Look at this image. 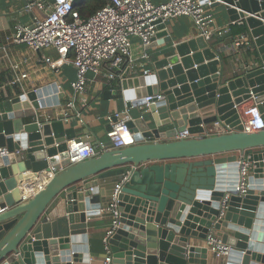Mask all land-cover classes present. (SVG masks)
I'll list each match as a JSON object with an SVG mask.
<instances>
[{
  "label": "water",
  "instance_id": "water-1",
  "mask_svg": "<svg viewBox=\"0 0 264 264\" xmlns=\"http://www.w3.org/2000/svg\"><path fill=\"white\" fill-rule=\"evenodd\" d=\"M199 1L222 5L231 22L245 24L256 55L224 77L212 36H194L151 62L150 74L124 72L117 87L135 144L113 149L107 140L105 150L69 164L67 142L95 145V137L79 138L61 120L41 119L39 111L64 98L49 96L56 85L0 101V264L88 261V248L79 244L87 242L86 219L102 207L98 175L122 166L129 169L117 194V225L104 244L110 264H213L205 245L210 234L230 246L220 264H264V128L243 131L237 109L252 99L264 120V0ZM156 29L146 48L173 41L165 23ZM158 93L162 100L143 107L145 96ZM216 121L230 131L207 134ZM184 130L189 138L174 139ZM243 159L252 192L237 196ZM49 172L44 189L22 201L28 174Z\"/></svg>",
  "mask_w": 264,
  "mask_h": 264
},
{
  "label": "built area",
  "instance_id": "built-area-1",
  "mask_svg": "<svg viewBox=\"0 0 264 264\" xmlns=\"http://www.w3.org/2000/svg\"><path fill=\"white\" fill-rule=\"evenodd\" d=\"M73 0H25L23 12L31 16L29 23H17L11 37L7 40L14 44H25L32 52L38 53L45 49H54L58 55L55 60L51 56L43 55L41 60L52 71L58 72L62 64H69L74 69V78L69 83V94L62 89L65 103L61 112L45 116L46 122L61 120L70 122L81 118L75 111V96L83 94L90 79L88 74L99 76L103 65L106 64V78L111 85L112 80L126 72H131L135 66L131 50V37H137L142 47L141 59L148 58L146 47L151 43L159 23H166L177 17H188L196 28L197 36L208 39L214 33L222 34L226 30L214 26L215 18L208 10L211 2L201 3L199 0H165L155 3L152 0H109V3L97 10L88 18H82L75 7ZM39 12L40 15H37ZM242 24L241 21H239ZM246 42L245 35H239L234 40L235 46ZM6 47H2L5 50ZM148 60V59H147ZM29 58L24 57L18 62H12L10 69L13 72L12 85L21 87L25 93L22 81L27 78V71L23 66ZM121 73L118 74L117 73ZM120 71V72H119ZM150 74V70H143V75ZM36 90V89H33ZM29 91V90H28ZM53 95V94H52ZM56 95V94H55ZM163 99V95L145 96L144 106H148L152 99ZM62 99V100H63ZM242 119V128L245 132H257L263 128V122L257 113V107H237ZM41 116V114H40ZM42 117V116H41ZM127 109L114 112L109 116L107 139L113 149L123 148L135 144L134 133L127 125ZM230 131L228 125L216 121L207 127V134L215 135ZM190 135L187 130L179 132L174 139H186ZM105 150L103 143L93 145L87 140H69L67 142V159L69 164L84 161L93 156L97 151ZM1 154L5 150L0 151ZM250 162L243 159L239 162L237 183L235 191L237 196L249 193L248 182ZM53 176L52 172L36 175L34 181L22 182L21 200L25 201L35 193L44 189ZM123 173L114 185L110 202L100 213H109L111 224L104 237V244L117 225L118 211L116 209L117 194L122 184L127 180ZM228 195L225 196L227 198ZM224 198V199H225ZM205 245L218 258L228 255L230 246L221 242L213 234L207 236ZM111 257L107 256L102 264H110Z\"/></svg>",
  "mask_w": 264,
  "mask_h": 264
},
{
  "label": "crops",
  "instance_id": "crops-1",
  "mask_svg": "<svg viewBox=\"0 0 264 264\" xmlns=\"http://www.w3.org/2000/svg\"><path fill=\"white\" fill-rule=\"evenodd\" d=\"M155 3L162 2L165 0H152ZM88 3V1L86 2ZM85 3V4H86ZM84 4V5H85ZM25 3L23 0H0V74L4 73L8 81L0 87L1 96L4 101L9 98H13L20 94L21 87L18 85H12L10 82L13 78V72L10 69L12 62H18L22 58L27 57L29 61L23 66V70L27 71L28 76L22 81L23 89L26 91L57 86L56 95H59V89L65 90L68 94L69 83L73 80L74 72L70 68L71 73L67 74L66 67H71L69 64H62L58 72L50 70L45 63L41 60L43 55L51 56L57 60L58 55L54 49H45L42 52L34 53L25 44H14L7 40L13 33L14 26L17 23H29L31 16L26 12H23ZM210 13L214 15L215 24L214 26L221 30L228 31L231 24H234L229 20L228 15L225 13L222 5L208 7ZM40 15L39 12H36ZM239 23V22H236ZM166 29L172 36V42L156 41L155 45L146 48L148 60L140 58L142 54V47L137 37H131V50L135 66L131 70V75H142L143 70H150L151 73V62L158 58H162L169 54L172 50V46L177 42L186 41L194 36H197L196 28L188 17L181 16L166 23ZM217 34V33H214ZM224 34V33H222ZM221 34V35H222ZM219 35V34H218ZM244 35V34H243ZM246 36V42L241 46L234 45V39H224L223 41L215 42L212 37L208 40L209 45L216 51L219 56L220 64L219 69L224 77H232L239 73L241 66L245 63L251 64L250 56L256 55V50L251 48L252 39L248 35ZM158 42V43H157ZM2 47H6L2 50ZM106 64L103 65L102 72L99 76L94 77L92 74H88V77L92 79L86 85V90L83 94L75 96V111L80 113L78 119H74L70 122H64V128H73L76 137L85 136V132H88L87 136L95 137V145L106 142L107 139V128L109 124V116L114 112L123 111L126 109L125 100L122 94L119 92L117 84L120 81V76L116 80H112L111 85L108 84L106 74ZM120 72V71H119ZM118 73V71H117ZM122 72L118 73L121 75ZM19 90V92H16ZM109 91L110 94H105ZM55 93L49 94L54 96ZM66 98L67 99V96ZM58 98V96H56ZM65 99L61 100L60 104H57L51 108L43 109L39 111L41 119L45 122V116L48 114H55L61 112L64 107ZM255 103L252 99L243 103V107H252ZM141 110V109H140ZM144 110V108H142ZM244 157H247V152L244 153ZM129 168L127 166L111 168L98 175V188L103 190L104 196L101 197V208H105L110 202L111 195L114 190V185L118 182L120 176L125 173ZM29 181H34L36 178L35 174H28ZM254 186H258L257 183ZM252 191L250 190L249 193ZM87 223V242L79 244L80 247L88 248L83 251L88 261L73 262V264H102L103 260L111 254L105 248L104 237L111 224V217L109 213H100L86 219ZM190 242L194 244V240ZM204 244V243H199ZM208 255L213 259V264H220L221 258L216 257L210 250ZM208 264H212L211 262Z\"/></svg>",
  "mask_w": 264,
  "mask_h": 264
},
{
  "label": "trees",
  "instance_id": "trees-1",
  "mask_svg": "<svg viewBox=\"0 0 264 264\" xmlns=\"http://www.w3.org/2000/svg\"><path fill=\"white\" fill-rule=\"evenodd\" d=\"M109 3V0H88V3H86L85 5L76 7V10L79 12L80 16L82 18H88L89 16L93 15L97 10L101 9L103 6H105L106 4ZM248 35V29L245 26V24H240V23H234L231 24L228 28V31H226L224 34H213V39L215 42H219V41H223L224 39L230 40V39H234L239 35ZM70 68L72 67H66V72L67 74H70ZM74 72V69H73ZM5 74L2 73L0 74V87L4 85L5 82L8 81L6 80V76L3 78ZM74 78V77H73ZM16 92H19V90H16ZM2 93H0V101L1 99H3V96H1Z\"/></svg>",
  "mask_w": 264,
  "mask_h": 264
},
{
  "label": "clouds",
  "instance_id": "clouds-1",
  "mask_svg": "<svg viewBox=\"0 0 264 264\" xmlns=\"http://www.w3.org/2000/svg\"><path fill=\"white\" fill-rule=\"evenodd\" d=\"M257 113L260 115V117H261V113L258 111V109H257ZM262 119V118H261ZM262 122H263V128H264V120L262 119ZM262 128V129H263Z\"/></svg>",
  "mask_w": 264,
  "mask_h": 264
}]
</instances>
